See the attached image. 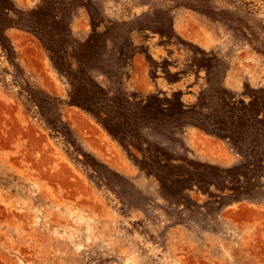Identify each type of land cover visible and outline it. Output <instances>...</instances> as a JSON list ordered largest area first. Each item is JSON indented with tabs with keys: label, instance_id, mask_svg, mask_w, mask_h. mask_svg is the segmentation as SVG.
Here are the masks:
<instances>
[{
	"label": "rangeland",
	"instance_id": "obj_1",
	"mask_svg": "<svg viewBox=\"0 0 264 264\" xmlns=\"http://www.w3.org/2000/svg\"><path fill=\"white\" fill-rule=\"evenodd\" d=\"M0 264H264V0H0Z\"/></svg>",
	"mask_w": 264,
	"mask_h": 264
},
{
	"label": "trees",
	"instance_id": "obj_2",
	"mask_svg": "<svg viewBox=\"0 0 264 264\" xmlns=\"http://www.w3.org/2000/svg\"><path fill=\"white\" fill-rule=\"evenodd\" d=\"M81 105L83 106V107H86V109L88 110V111H90L91 113H93V114H95V115H98V117L100 116V111H98L96 108H94L93 107V105H90V104H84V103H81Z\"/></svg>",
	"mask_w": 264,
	"mask_h": 264
}]
</instances>
